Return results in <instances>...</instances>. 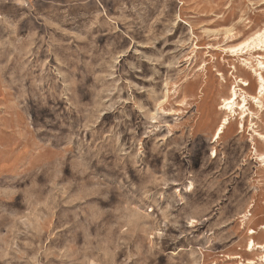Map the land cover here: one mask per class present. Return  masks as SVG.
Here are the masks:
<instances>
[{
    "label": "rangeland",
    "instance_id": "rangeland-1",
    "mask_svg": "<svg viewBox=\"0 0 264 264\" xmlns=\"http://www.w3.org/2000/svg\"><path fill=\"white\" fill-rule=\"evenodd\" d=\"M263 31L264 0H0V264H264Z\"/></svg>",
    "mask_w": 264,
    "mask_h": 264
},
{
    "label": "bare ground",
    "instance_id": "bare-ground-1",
    "mask_svg": "<svg viewBox=\"0 0 264 264\" xmlns=\"http://www.w3.org/2000/svg\"><path fill=\"white\" fill-rule=\"evenodd\" d=\"M259 39H262L264 37V31L262 33V35H258ZM259 65L261 66V69H264V62H260ZM258 79H259V89H260V93L264 90V79L262 77V75H259L258 76ZM237 97V93H236V90L235 88H233L230 92V95L227 99H223L222 100V104H223V108L228 110V111H232L233 109V106L236 104V98ZM256 99V98H254ZM244 102H245V97L242 98V106H241V109H244L245 106H244ZM226 124V119L223 121L222 125L220 126V128L217 130L216 134H215V137L217 139V137H219L218 135L220 134L222 128H224V125ZM262 140H264V135H258ZM215 140V138H214ZM260 159H263L264 160V154L260 156ZM193 223V222H191ZM255 246V243L253 240H249V247L253 248Z\"/></svg>",
    "mask_w": 264,
    "mask_h": 264
}]
</instances>
